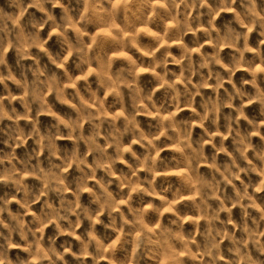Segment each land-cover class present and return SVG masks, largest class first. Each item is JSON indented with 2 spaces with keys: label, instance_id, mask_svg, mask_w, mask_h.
<instances>
[{
  "label": "clouds",
  "instance_id": "clouds-1",
  "mask_svg": "<svg viewBox=\"0 0 264 264\" xmlns=\"http://www.w3.org/2000/svg\"><path fill=\"white\" fill-rule=\"evenodd\" d=\"M0 264H264V0H0Z\"/></svg>",
  "mask_w": 264,
  "mask_h": 264
}]
</instances>
